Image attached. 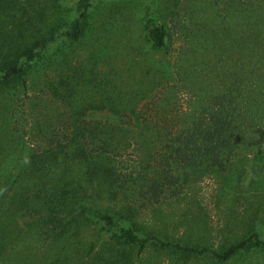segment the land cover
<instances>
[{
  "label": "trees",
  "instance_id": "obj_1",
  "mask_svg": "<svg viewBox=\"0 0 264 264\" xmlns=\"http://www.w3.org/2000/svg\"><path fill=\"white\" fill-rule=\"evenodd\" d=\"M158 3L148 0L143 18L158 58L125 89L113 70L71 63L92 0H0V144L15 147L0 169V264H134L147 250L186 264L264 251L251 223L216 251L139 222L205 178L223 183L219 198L243 180L264 196V0ZM45 69V96H29ZM96 110L113 121L89 119Z\"/></svg>",
  "mask_w": 264,
  "mask_h": 264
},
{
  "label": "rangeland",
  "instance_id": "obj_2",
  "mask_svg": "<svg viewBox=\"0 0 264 264\" xmlns=\"http://www.w3.org/2000/svg\"><path fill=\"white\" fill-rule=\"evenodd\" d=\"M147 2L148 0H92L82 40L67 48L72 49L71 63L95 66V70L100 72L113 70L122 88L136 87L137 81L139 83L145 79L147 70L145 66L158 58L155 52L147 48L144 37L143 18ZM172 2L173 0H159L158 4L165 9ZM180 5L179 0L178 6ZM52 74L50 69H45L39 80L34 81L31 78L28 95L45 96L46 92L40 89L43 80ZM159 87L152 88L149 95L158 92ZM27 97L23 98L30 110L28 107L30 99ZM147 100L148 97L141 101L138 107ZM40 105L41 103L37 107ZM4 106L0 108V127H5L6 124ZM87 117L113 121L112 115L106 110L89 112ZM14 138V135L8 136L10 141ZM0 147V150L2 149L0 169L6 170L12 167L10 162L6 163V153L15 147L8 144H0ZM245 183L247 184V181L243 180L244 185L241 189H227L225 197L219 198L220 186L223 183L205 178L193 190L183 193L180 199H172L158 205L157 208L147 209L139 215V222L169 238L200 242L216 251H221L223 247L237 242L243 236H248L251 224L261 231V237L264 239V205L261 204L264 203V196H259L258 192L254 195ZM254 210H257L256 216L253 214ZM26 219L28 220L19 218L18 223L23 225ZM35 247L33 251H43L39 242ZM147 259L151 264H171L168 257L153 256L151 250L142 253L134 264H144ZM1 264L9 263H2L1 260ZM186 264H264V251L255 249L236 255L225 262L204 257L190 260Z\"/></svg>",
  "mask_w": 264,
  "mask_h": 264
}]
</instances>
